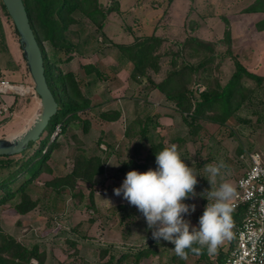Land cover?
Here are the masks:
<instances>
[{
  "label": "rangeland",
  "instance_id": "1",
  "mask_svg": "<svg viewBox=\"0 0 264 264\" xmlns=\"http://www.w3.org/2000/svg\"><path fill=\"white\" fill-rule=\"evenodd\" d=\"M253 1L98 0L106 11L103 28L97 29L91 21L81 17L80 24L70 28L78 31L79 36L73 33L67 36L75 43L89 40L84 43L81 52H70L72 58L60 65L65 71H73L77 77L84 75V65L87 64L101 72L97 85L89 92L93 106L78 112L81 119L88 120V128L84 131L80 123L78 126L71 125L66 135L60 136L59 146L49 150L51 156L47 165L51 171H41L34 180L35 187L31 193L41 198V201L32 210L20 215L9 204L0 206L2 230L20 242L41 244L45 249V264H105L110 255L116 258L128 249L135 251L147 246L151 230L147 228L145 219L135 206L122 196L115 195L113 189L120 186L127 173L119 169L123 162L131 163L128 171H145L156 167L154 160L147 162L149 143L146 140L139 141L135 132L130 134H133L130 139L125 136L126 130L137 126L132 121L143 119L148 113H152V120L157 122L155 131L162 136L163 143L167 146L174 143L185 163L200 175L198 180H206L204 183L197 182L196 195L185 200L195 205V211L186 217L193 225L197 224L207 204L209 191L208 195L206 191L209 188L215 191L221 183L227 182L235 191L237 179L251 165V154H258L264 160V81L257 85L247 80L249 88H255V91L243 102L244 107L237 115L239 118L231 117L224 125L201 121L198 134L190 136L188 127L174 110L175 105L162 92L151 88L147 78H141L139 82L129 79L131 65L118 62L115 44L130 43L136 38L153 34L166 39L159 48V52H163L168 47L174 50L175 41H182L192 34L216 43L217 51L224 52L226 45L222 39L228 23L231 49L237 53V59L249 71L264 77V29L255 26L257 21L264 18V12L244 11ZM2 23L8 52L0 54V79L22 85V90L0 94V105L5 103L8 106V112L0 114V138L9 139L31 125L40 100L32 90L33 82L13 22L2 16ZM166 67L164 59L158 72H150L154 81L162 78ZM232 70V60L227 56L219 69L222 82L227 80ZM27 87L32 88L30 92ZM108 108L119 109L120 116L115 120L102 119L99 113ZM177 136L182 140L174 141L173 138ZM53 138L54 135L51 140ZM98 139L102 141L98 144L99 149L105 150L97 152L102 153L103 157L109 151L111 153L105 162L104 171L94 178L93 183L76 181L75 189L80 190L83 197H70L67 192L56 197L51 188H42L44 181L70 171L78 147L88 150V153L94 152ZM105 141L110 142L111 150L106 149ZM237 147L243 150L238 153ZM221 163L223 167L219 169L218 175L209 181L206 166ZM90 190L93 207L88 200ZM52 196L55 197L54 201L51 200ZM119 204L133 207H128V212L132 213L129 218L120 219L116 209ZM231 232L232 224L215 246L221 252L228 251ZM162 246L157 243L153 245L157 252L142 258L139 264H166L175 251ZM103 249L107 251L102 256ZM196 258L187 256L185 262L198 264ZM215 258L216 253L210 252L212 264H216ZM121 263L126 264L125 261ZM199 264L206 262L202 260Z\"/></svg>",
  "mask_w": 264,
  "mask_h": 264
},
{
  "label": "trees",
  "instance_id": "2",
  "mask_svg": "<svg viewBox=\"0 0 264 264\" xmlns=\"http://www.w3.org/2000/svg\"><path fill=\"white\" fill-rule=\"evenodd\" d=\"M22 1L42 52L45 77L57 102V110L48 120L45 126L47 130L43 136L42 132L38 139L30 141L27 147L18 153L0 155V172L3 171L0 174V206L9 204L20 215L26 214L41 201V198L33 196L31 190L35 187L34 180L37 179L41 171H51L47 165V160L51 156L49 150H54L59 146L60 136L66 135L71 125L78 126L80 123L84 131L88 128V120L81 119L78 112L93 106L89 92L97 85L101 72L91 64L84 65V75L79 77L70 69L66 71L62 69L60 65L72 58L70 52H81L84 43L89 40L85 39L75 43L67 35L73 33V35L79 36V32L70 28L80 24V18L85 17L96 25L97 29L101 30L106 17V11L101 8L98 0ZM109 9L111 8L107 10ZM244 11L264 12V0H254ZM2 16L10 18L2 0H0V54L3 51L8 52L4 41ZM255 26L257 29L263 30L264 18L257 21ZM165 40L151 34L136 38L130 43H116V58L118 62L131 65L129 79L139 82L141 78H147L151 88L162 92L166 99L175 105L174 110L180 115L182 123L188 127L190 136L198 134L201 121L224 125L231 117H237L244 107L243 102L249 98L250 93L255 91V88H249L247 80L257 85H261L264 81L262 75L249 71L237 59V53L232 51L228 23L224 28L222 39L226 45L224 52L217 51L216 43L205 41L192 34L187 35L182 41H175L174 50L168 47L167 50L159 52V48ZM227 56L232 60L233 70L227 80L222 82L219 69L223 59ZM164 59L167 64L164 74L159 81H154L150 72H158ZM120 114L119 109L108 108L100 112L99 116L104 120H115ZM155 115L157 116L156 113ZM132 123L137 126H133V130L130 128L129 131L126 130L125 136L130 139L133 135L130 134L135 132L134 135L138 137L139 141L146 140L149 143L147 162L155 161V153L167 145L163 143L162 136L155 131L157 122L152 120V113H148L143 119H134ZM53 135L54 138L51 140ZM173 139L174 141L182 140L179 136ZM101 142V139H98L96 152L94 149V152L88 153V150L78 147V152L73 156L70 171L44 181L42 188H51L56 197L62 195L63 192L69 193L70 197H79V199L83 197L81 191L75 189L76 181L93 183L94 178L104 171L105 162L111 153L109 151L103 157L102 153L97 152V150H105L99 149L98 144ZM105 144L106 149H112L109 141H105ZM241 150L243 149L237 147L238 153ZM131 166L129 161L123 162L119 169L126 173L128 167ZM133 166L138 167L137 164H133ZM200 181L206 182L204 179H199L197 182ZM212 189L209 188L206 194ZM54 196L51 197L52 201L55 199ZM88 200L93 207L91 190L88 193ZM128 207L133 208L125 204L116 206L120 219L131 216L132 213L128 212ZM229 216L230 224H232L231 246L235 241L237 227L242 222L244 208L230 209ZM149 236L150 242L147 246L135 251L128 249L116 258L115 255H110L105 264H110L112 261H115V264H122L123 261L126 264H139L142 258L157 252V249L153 247L156 243L162 244V247L165 248L174 247L170 242L165 245L167 241L157 242L152 238L151 233ZM231 242L233 243L231 244ZM71 243L74 244V241ZM40 245L20 242L0 227V264H45V249ZM193 247L199 248L200 251L186 250L184 258L173 252L166 264H186L185 258L190 255L197 256L198 264L202 260L206 264H212L210 252L216 253V264H224L228 255V251L224 253L216 247L211 251L208 250L207 245L201 246L194 243ZM106 251L107 249H103L101 255L103 256Z\"/></svg>",
  "mask_w": 264,
  "mask_h": 264
},
{
  "label": "clouds",
  "instance_id": "3",
  "mask_svg": "<svg viewBox=\"0 0 264 264\" xmlns=\"http://www.w3.org/2000/svg\"><path fill=\"white\" fill-rule=\"evenodd\" d=\"M155 163L154 169L129 170L120 186L113 189L114 194L135 206L152 238L173 244L177 256L184 258L186 250L199 252L194 243L214 250L230 227L227 201L233 194V186L224 182L215 191H209L207 204L193 225L186 217L195 211V205L185 200L196 195L195 185L200 175L185 163L174 143L155 153ZM221 167L222 163L206 166L209 181L218 175Z\"/></svg>",
  "mask_w": 264,
  "mask_h": 264
},
{
  "label": "built area",
  "instance_id": "4",
  "mask_svg": "<svg viewBox=\"0 0 264 264\" xmlns=\"http://www.w3.org/2000/svg\"><path fill=\"white\" fill-rule=\"evenodd\" d=\"M20 86L2 79L0 94L22 90ZM26 89L30 92L32 88ZM4 112H8L5 103L0 105V114ZM228 206L230 209L243 207L244 216L224 264H264V160L258 154H251V165L237 179Z\"/></svg>",
  "mask_w": 264,
  "mask_h": 264
},
{
  "label": "water",
  "instance_id": "5",
  "mask_svg": "<svg viewBox=\"0 0 264 264\" xmlns=\"http://www.w3.org/2000/svg\"><path fill=\"white\" fill-rule=\"evenodd\" d=\"M2 2L19 36V44L33 82V90L40 100L36 117L29 127L13 138H0V155H12L25 149L30 141L39 138L48 120L56 112L57 102L47 84L42 52L23 1L2 0Z\"/></svg>",
  "mask_w": 264,
  "mask_h": 264
},
{
  "label": "crops",
  "instance_id": "6",
  "mask_svg": "<svg viewBox=\"0 0 264 264\" xmlns=\"http://www.w3.org/2000/svg\"><path fill=\"white\" fill-rule=\"evenodd\" d=\"M256 13H261V12H256ZM34 95H36V94H34ZM37 96V95H36ZM38 97V96H37Z\"/></svg>",
  "mask_w": 264,
  "mask_h": 264
}]
</instances>
